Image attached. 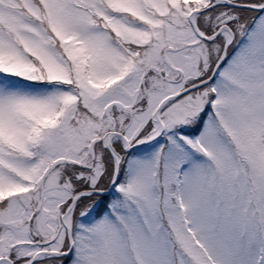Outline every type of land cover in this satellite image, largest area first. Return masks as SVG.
Segmentation results:
<instances>
[{
	"label": "snow or ice",
	"instance_id": "6c2138e0",
	"mask_svg": "<svg viewBox=\"0 0 264 264\" xmlns=\"http://www.w3.org/2000/svg\"><path fill=\"white\" fill-rule=\"evenodd\" d=\"M0 264H264V0H0Z\"/></svg>",
	"mask_w": 264,
	"mask_h": 264
}]
</instances>
